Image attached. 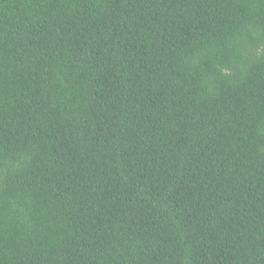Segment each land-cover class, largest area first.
Returning <instances> with one entry per match:
<instances>
[{
	"label": "trees",
	"instance_id": "trees-1",
	"mask_svg": "<svg viewBox=\"0 0 264 264\" xmlns=\"http://www.w3.org/2000/svg\"><path fill=\"white\" fill-rule=\"evenodd\" d=\"M0 264H264V0H0Z\"/></svg>",
	"mask_w": 264,
	"mask_h": 264
}]
</instances>
